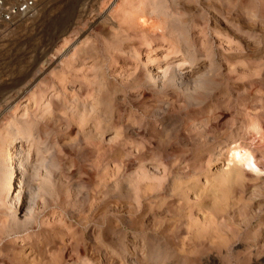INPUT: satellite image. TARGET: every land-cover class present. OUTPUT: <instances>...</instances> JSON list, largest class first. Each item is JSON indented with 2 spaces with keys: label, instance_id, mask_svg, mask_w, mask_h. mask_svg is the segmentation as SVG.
Here are the masks:
<instances>
[{
  "label": "rangeland",
  "instance_id": "rangeland-1",
  "mask_svg": "<svg viewBox=\"0 0 264 264\" xmlns=\"http://www.w3.org/2000/svg\"><path fill=\"white\" fill-rule=\"evenodd\" d=\"M117 1L37 0L0 33V116L47 132L38 144L55 163L51 182L33 179L38 199L24 189L18 237L0 219V264H264V137L252 146L262 171L249 168L223 210L211 188L244 120L264 125V0H175L198 34L185 92L140 82L185 47L168 51V26L138 59L150 31L109 17L123 15Z\"/></svg>",
  "mask_w": 264,
  "mask_h": 264
},
{
  "label": "bare ground",
  "instance_id": "bare-ground-1",
  "mask_svg": "<svg viewBox=\"0 0 264 264\" xmlns=\"http://www.w3.org/2000/svg\"><path fill=\"white\" fill-rule=\"evenodd\" d=\"M134 1L135 0H118L117 3H119L117 4V8L118 10L120 9L122 11L123 15H114V13H112L109 17L113 16L118 18L121 16L119 18H121L122 23H124L127 20L128 15H136L137 20L139 19V21H141L145 30L150 31V33L147 32L149 33L148 38L146 40L144 39L145 41L138 43V45L134 48L133 53L136 57H138V59H140L139 57L144 52V50L147 53L150 49L163 47L160 43H154L153 38L154 36H161V39L164 38L163 36H165V32L167 31L166 28L168 26V28H171V31L168 34L172 33L174 35V40H170L168 47H166L168 51H170L173 46L176 48L178 47L179 49L181 46L185 47H183L184 52L182 57L177 60L178 63L176 62L177 65L172 67V63H168L163 69L162 66L154 67L152 69L153 72L146 73L145 80L141 81L145 74L143 76L140 75L139 77L141 78L138 79L140 82H143V84L146 85L147 83H151L153 88L158 89L159 91L166 90L171 86L178 87L183 92L190 90V87L194 82L192 79L194 78L192 77L194 73H192L193 69H190L189 67L193 66V63L196 60L195 48L193 47L195 43L193 44V39L194 36H197L198 34L196 35V33H194L195 35H192L191 24L188 23L189 20H186L187 18H184L186 12L178 8L180 4L175 0H170V5L167 4V0H151L149 2L151 4L146 3L149 5L145 4L143 7H140V5L138 7L136 4H134ZM260 1L262 2V0ZM134 9H137V11ZM118 10L115 9V12ZM201 17L202 20L205 18H203V15ZM191 22L193 23V20ZM194 24L196 23L194 22ZM231 38L232 37H230L229 40ZM113 52L119 51H115L113 49L112 53ZM135 56L133 57L135 58ZM140 61L142 62V60ZM177 67L182 68L181 70L177 71ZM200 70L201 71L199 72L197 78H199V82L202 85L203 81L201 79L203 77L205 79V76L209 74V68L208 66H204ZM157 73L160 74L157 76ZM135 77L134 79L138 80ZM195 81H197V79ZM152 86H150V88H152ZM31 95L32 94L29 92H26L23 96H21L20 101L26 96L27 98L29 96L28 99L30 100ZM43 97L44 95L40 94L34 99L37 103L36 105H40L42 103ZM17 108L18 106H16V109ZM96 108V104H93L90 109L91 111H95ZM205 116L208 115L205 114ZM5 119L6 118L4 116H0V219L4 228H7L9 232L14 231V235L17 236L19 234L18 229L21 227V225H26L29 221L28 210L26 207H24L25 218L23 220L18 218V213L16 210L18 207H22L24 189L27 187L31 191L30 193L32 197H34V200L38 199L37 196L40 194L42 188L34 187L33 179H37L38 175L43 173L45 174L44 176L47 181L51 182L55 163H45L43 161V159H45L44 154L46 150H43V148H41V146L38 144V141L42 139L47 134V132L42 133L41 130L35 131L34 125L25 119L16 118L10 120L9 122L5 121ZM204 119L206 120L207 118ZM238 132H236V136L233 137V141L228 144L225 153H220L221 155L225 156L224 162H227L226 167L221 165L219 167L217 166L215 172L213 173L215 175V179L213 181L214 183L211 185V188H213L212 194H214L212 196H215V200H217L215 204L218 205V210H223L224 207L229 205L230 200L237 191L236 184L242 180L245 172H247L249 168L256 172L262 171L259 164L257 163L254 151L252 149V146H255L257 141L264 137V125L261 123L260 118L258 116H252L249 119H245L243 133ZM248 139H251V141L249 142ZM35 152L38 153L36 160L41 161L39 165L32 164L34 157L33 155ZM31 170L33 173H31ZM42 170L44 171L41 172ZM2 191H6V194L2 195ZM208 209L212 211V208L209 206Z\"/></svg>",
  "mask_w": 264,
  "mask_h": 264
},
{
  "label": "built area",
  "instance_id": "built-area-1",
  "mask_svg": "<svg viewBox=\"0 0 264 264\" xmlns=\"http://www.w3.org/2000/svg\"><path fill=\"white\" fill-rule=\"evenodd\" d=\"M37 7V0H0V33L25 17Z\"/></svg>",
  "mask_w": 264,
  "mask_h": 264
}]
</instances>
